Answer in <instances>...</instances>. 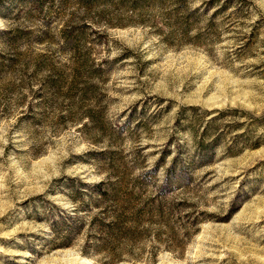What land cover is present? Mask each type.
Masks as SVG:
<instances>
[{"label": "rangeland", "instance_id": "374dc122", "mask_svg": "<svg viewBox=\"0 0 264 264\" xmlns=\"http://www.w3.org/2000/svg\"><path fill=\"white\" fill-rule=\"evenodd\" d=\"M0 264H264V0H0Z\"/></svg>", "mask_w": 264, "mask_h": 264}, {"label": "trees", "instance_id": "16d2710c", "mask_svg": "<svg viewBox=\"0 0 264 264\" xmlns=\"http://www.w3.org/2000/svg\"><path fill=\"white\" fill-rule=\"evenodd\" d=\"M187 109H194V107L188 106ZM205 112L206 111H203V113H205ZM196 145H198V150H199L198 159L206 158L207 152L209 153L211 150L210 144H204L203 142H198V143H196ZM174 159L172 160V164L164 169V175H163L160 187H165V186H167L168 183L176 181V180H187L188 179L187 170L183 166L180 165V166H178L177 169H175L176 163H175ZM158 166H159L158 163L155 164L153 169H151L150 172L153 173L154 171H156ZM83 185L88 186L92 191H94L95 193H97L99 195H105V192H107L102 187L103 185H105V183L102 181H97L96 183H91V184L83 183ZM65 217H66V219L71 220V218L68 217V215H66ZM119 218H121V216L117 215L116 220H119V222H117V223L120 224V222H122V221ZM64 226H66V230L68 233L70 230V227H72V225L68 221V224H66ZM63 239H64V241H61L60 244L66 245L69 242L68 236L66 235V237H64Z\"/></svg>", "mask_w": 264, "mask_h": 264}]
</instances>
